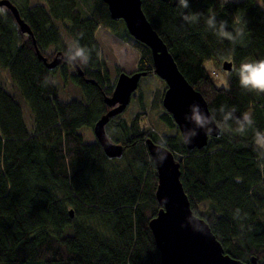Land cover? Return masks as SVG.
<instances>
[{"label": "trees", "instance_id": "trees-1", "mask_svg": "<svg viewBox=\"0 0 264 264\" xmlns=\"http://www.w3.org/2000/svg\"><path fill=\"white\" fill-rule=\"evenodd\" d=\"M9 1L31 34L18 29L5 7L0 69L8 73L16 94L0 83V264H160L149 228L161 205L148 138L158 144L163 138L162 145L172 151L192 212L204 219L225 253L247 263L256 257L264 264V173L258 166L264 159L254 150L255 132H264V93L242 89L235 73L227 75L228 88L217 86L205 67L213 60L222 69V62L229 61L231 69H222L227 74L243 61L264 58V9L257 0L225 5L189 0V9L179 7L178 0H141L146 18L224 132L200 149H188L158 91L143 114L158 105L161 119L175 132L157 136L144 127L143 115L127 121L122 112L105 125L107 137L124 148L114 158L105 155L96 138L85 142L80 132L92 130L106 112L103 98L114 86L96 30L101 25L127 38L139 53L137 70L147 74L153 72L150 49L128 33L122 20L110 17L102 0H84L91 3L87 14L79 10L80 0ZM193 11L200 13L198 22L181 19ZM213 13L217 28L226 21L234 41L207 27ZM238 28H243L240 36ZM77 42L89 57L86 64L61 59L48 68L37 56V50L48 60L70 55L69 45ZM121 71L116 68V74ZM56 76L76 84L81 97L62 101ZM221 106L235 109V117L251 113L254 127L241 132L235 119L225 123Z\"/></svg>", "mask_w": 264, "mask_h": 264}, {"label": "water", "instance_id": "water-1", "mask_svg": "<svg viewBox=\"0 0 264 264\" xmlns=\"http://www.w3.org/2000/svg\"><path fill=\"white\" fill-rule=\"evenodd\" d=\"M108 8L113 20H122L128 33L136 40L145 44L151 53L153 72L164 81L166 87L162 95L161 104L165 111L171 114L174 123L183 139L185 128L192 127L184 116L190 111L189 106L196 103L209 116H212L206 100L185 78L179 70L167 45L146 18L141 0H102ZM0 6L8 8L22 33L31 34L28 25L20 18L17 8L9 0H0ZM35 43V42H34ZM37 50V49H36ZM37 56L46 67L52 68L61 59L68 60V55L56 54L50 61L40 54ZM77 72L82 75L79 66L75 65ZM222 69L229 71L231 63L222 62ZM147 75L146 71L135 70L131 73L121 71L117 74L113 90L110 95H105L103 102L107 108L93 124V134L101 145L106 156L114 158L123 153V146L106 139L105 125L109 119L122 113L129 105L132 94L139 85L141 77ZM217 124V123H216ZM198 135L190 144H185L188 149L204 147L210 137L217 133L210 132L205 135L202 129H197ZM161 144L146 140V148L154 162L157 174L155 197L161 205L157 214L149 220L155 244L160 253V264H258L256 257L243 262L225 253L221 243L204 219L196 216L190 206V201L181 183L180 164L175 159L171 150L162 145L167 158L160 162L156 152ZM72 216V210H69ZM195 217L206 225V231H197L188 222V217Z\"/></svg>", "mask_w": 264, "mask_h": 264}, {"label": "rangeland", "instance_id": "rangeland-1", "mask_svg": "<svg viewBox=\"0 0 264 264\" xmlns=\"http://www.w3.org/2000/svg\"><path fill=\"white\" fill-rule=\"evenodd\" d=\"M31 3L38 2L40 0H30ZM229 2H237L240 0H228ZM79 10L83 14H87L91 8V3L89 1L80 0ZM123 33L122 26L119 24V34ZM63 33V32H62ZM96 40L102 46L103 56L106 60V66L109 72V77L111 82H115L116 79V68L120 67L123 71L131 73L138 69L139 53L130 46L127 42V38L111 33L110 31L103 28L101 25L97 28L95 33ZM62 38L65 39V34H62ZM52 47L47 49L48 54L53 50ZM50 61V60H49ZM205 67L210 73V76L217 86L228 88L229 81L227 75L223 70L213 61L209 60L205 62ZM55 81L58 83L59 97L62 101H66L70 98L79 99L81 97L80 90L76 84H74L70 79L63 82L55 77ZM0 83H3L5 88L12 94H16L13 85L10 82L8 73L6 70L0 69ZM227 84V87L225 86ZM165 83L161 80L154 72L149 73L139 80V85L136 91H134L131 101L127 108L123 111V116L127 121H130L135 115H143V120L141 121L144 127L153 131L157 136L163 134H173L175 132L174 128L167 126L161 119V110L157 105L156 108L149 111L147 115L143 114L148 111L151 100L156 92H163L165 90ZM141 96L144 108H141L139 97ZM22 101V100H21ZM23 108V114L25 121L28 126L31 127V120L29 116L28 108L25 104L21 102ZM84 137L85 142H90L95 139V136L90 128H82L80 130ZM203 203L201 207L206 206Z\"/></svg>", "mask_w": 264, "mask_h": 264}, {"label": "clouds", "instance_id": "clouds-1", "mask_svg": "<svg viewBox=\"0 0 264 264\" xmlns=\"http://www.w3.org/2000/svg\"><path fill=\"white\" fill-rule=\"evenodd\" d=\"M222 5L228 3V0H221ZM257 4L261 9H264V0H257ZM179 7L183 9H189L190 4L189 0H178ZM0 14H6V8L0 6ZM200 13L186 12L183 13L181 19L188 23H196L199 21ZM236 23H241L240 19H236ZM206 24L209 29H212L216 34L221 38H228L230 40H235V37L232 33L226 30L227 22L221 21L219 27L217 28V20L215 14H210L206 19ZM243 34V28L236 29V36ZM82 35V34H81ZM70 55H68L69 62L79 61L81 63L88 62V55L86 54L85 49L77 43L69 45ZM232 73H235L239 78V84L242 89L247 91H256L258 93H264V58H258L255 60L243 61L240 63L239 67H233V69L226 75L230 76ZM227 87V84L225 83ZM190 111L185 114L184 119L192 125V127L185 128L183 143L190 144L192 139L198 135L197 129H202L205 135H208L210 132H216L217 135H221L224 132V129L216 124V117L214 115L209 116L206 114L198 104L193 103L189 106ZM222 119L225 123L229 120L235 119L236 124L239 127L241 132L245 131L247 128L254 127V120L251 113H243L241 117H235V109L231 111H225V108L221 106L219 109ZM110 140V137H106ZM162 144H163V138ZM161 147L156 152V158L163 162L167 158V153L163 151ZM254 150L257 152L258 157L264 159V132L257 130L254 136ZM262 173H264V162L258 164ZM239 209L237 210V213ZM188 222L191 223L195 230L197 231H206V225L202 221H199L195 217H188Z\"/></svg>", "mask_w": 264, "mask_h": 264}]
</instances>
